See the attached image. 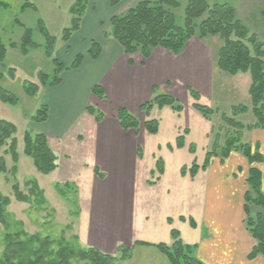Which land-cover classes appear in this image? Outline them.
<instances>
[{
  "label": "rangeland",
  "instance_id": "obj_1",
  "mask_svg": "<svg viewBox=\"0 0 264 264\" xmlns=\"http://www.w3.org/2000/svg\"><path fill=\"white\" fill-rule=\"evenodd\" d=\"M138 1L140 0H124L116 8H112L109 0H89L87 10L82 16L80 30L74 32L71 40L65 43L62 40L63 31L71 28L70 9L76 0H0V44L7 49L4 63L0 62V86L13 92L20 99L19 104L15 107L0 102V119L9 121L17 127L15 137L19 156L17 173L12 174L14 163L12 156L7 154L9 144L0 149V157L5 158L9 171L0 176V195L10 199V205L6 209L10 232L23 229L29 234L49 236L55 241L64 238L83 249L96 248L104 254L118 258L122 257V253L119 252L121 247L131 249L130 257L124 261L120 260L118 264H170L168 259L163 254H159L155 247L137 245V243L172 246L174 241L171 231L173 229L169 233L170 238H165V229L162 228L161 218L166 212H169L172 217L175 214L185 215L184 212L187 209L190 211L193 206L185 202L172 203L170 206L164 205L159 211L155 210L158 211L155 216L159 219L154 222V227L145 229L147 225L145 221L148 218L144 219V222L142 221L145 213L141 212L140 201L146 202L151 198L152 192H145L144 188L147 185L157 184L160 180L159 177L164 174H160L157 170V162L162 160L163 172H165V163L161 158L165 155L162 153L157 160L153 157L154 153L150 147V144H153L152 138H144L141 141L140 145L143 144L141 150L139 146L137 149H132L133 146L129 139L117 137L123 134L137 136L140 133H147L144 124L149 120L157 119V121L162 120L163 126L166 127L163 130L162 141H167V138L170 137V126L173 119H182L183 123L191 121V116L187 111H196L193 107L195 101L192 92L197 93L200 96L199 102L213 108L217 113L210 120L205 119L199 113L210 129L206 140L208 147L203 150L200 145L199 147L189 146V152L194 155V161L187 167H182L181 174L183 168H186V174L182 175L191 176L189 172L194 163L197 165L203 163L198 166L199 168L204 165L207 153L212 150L215 135L220 133L219 145L222 148L228 136L233 134L234 130L222 123V115L234 117L233 108L244 105L249 108V111L236 115L235 120L246 127H254L257 124V119L251 110L249 90L252 80L250 74L231 76L219 69L217 65L218 53L224 44L219 36L204 38L195 36L179 55L158 48L148 59L146 67L144 65L147 60L140 54L130 56L123 51L125 56L129 57V66L120 74L119 79L107 88L104 98L101 99L93 95V87L89 97L83 91L77 92L76 98L85 101V108L81 111L83 116L79 115L81 120L67 125V128L59 133L57 131L53 136L46 131L50 128L57 129L48 124V121L51 116L52 119H56L60 114L57 116L54 112L51 115V110L48 107L50 114L46 123L38 125L32 121L36 112L46 105L44 104L46 93H40L44 87H41L35 98H30L24 93L23 86L25 82L39 83L41 74L53 76L54 63L47 57L43 47L33 50L27 56H24L19 49L11 48V44L19 45L21 43L26 29L32 31L33 39L38 45L44 46L45 38L39 29V22L42 21L50 35L57 40L54 57L67 66L78 54L87 56V51L93 42L99 43L103 51L104 45H107L109 38H112L108 36L111 31L112 16L123 14ZM179 2L181 7L175 9L174 12L181 20L184 17V9L188 0H179ZM209 2L211 4L222 2L231 5L235 9L238 19L264 45V0H209ZM27 3L31 6H26ZM139 60L141 66L139 63H135V61L140 62ZM135 64L138 67L132 68ZM76 70L73 72L64 71L62 75H65V78L68 77L69 80L64 79L63 85L50 92L52 94L49 96L58 95L59 93L56 94V92L67 89L70 81L71 83L76 81L77 76L73 77V75H77ZM80 78L83 84H90L92 81L87 72ZM52 87L55 86H50V88ZM162 94H168L177 99L182 105L183 111L178 113L170 107L163 109L155 107L147 116L140 110L142 105ZM78 102L80 101L76 102V106ZM88 107L96 110L95 115L87 112ZM120 108H125L139 120L138 131L134 129L124 131L121 128L117 119ZM98 113H102L104 117L100 123L96 121ZM85 117H89L90 122L81 124L85 121ZM179 121L177 123H181V120ZM43 129L47 130L42 131ZM256 130L264 129L255 127L245 129L242 142L250 144L252 133ZM186 131L189 132L185 130L184 133L180 132L179 136L182 135L185 138ZM27 132L32 135L44 134L50 148L57 155L59 167L49 175L39 173L32 159L25 155L24 139ZM94 136L96 141L92 140ZM111 136L116 138L111 139ZM150 140L151 142H149ZM118 145H122L127 150L119 151ZM91 147L94 149L93 154H99L98 157L89 155ZM191 148H194V152H191ZM257 149L260 150L259 147ZM97 150L99 152H95ZM109 151L116 154L112 157L114 161H117L116 165L118 166L115 168L112 164L111 172H106L107 165L105 163L110 165L112 162L109 158ZM164 158L168 162L172 181L175 162L171 156ZM92 161H100L102 169L92 165ZM152 162H156V167L150 176L147 169L155 165ZM32 180L37 181L40 189L44 191L46 203L42 207L38 206L36 202H18L15 197L13 186L18 184L20 190L28 195L31 188L28 182ZM189 199L191 200V197ZM252 208L258 209V214H264L261 208L256 206H252ZM192 216L189 219L180 218L182 221L179 218L167 221L175 230H179V233L182 232V237L187 242L191 240L190 233L194 237L193 229L196 228V223L199 224L198 229L200 226V230L202 229L201 218L196 216V213ZM251 216H256L252 210ZM184 220L188 223H184ZM188 230L191 232L188 233ZM246 231L248 232L247 229ZM7 233L5 227L0 224V258L4 253ZM248 234L251 236L249 232ZM182 237L180 234L181 240ZM185 240H182L183 243ZM197 240L198 242L196 241L197 244H195L200 246L201 241L198 238ZM188 245L194 244L189 243ZM140 246L152 247L153 250ZM146 251L150 252L145 254Z\"/></svg>",
  "mask_w": 264,
  "mask_h": 264
},
{
  "label": "trees",
  "instance_id": "obj_2",
  "mask_svg": "<svg viewBox=\"0 0 264 264\" xmlns=\"http://www.w3.org/2000/svg\"><path fill=\"white\" fill-rule=\"evenodd\" d=\"M124 0H109L112 8H116ZM89 0H76L70 9L72 15L71 28L63 31L62 40L68 43L72 34L78 32L81 28L82 16L87 10ZM26 6H31L27 3ZM181 3L179 0H140L126 12L120 15L112 16L110 20V33L112 37L123 49L125 54H140L145 60L151 58L153 52L158 49H164L174 53L181 54L187 43L195 36L204 38L207 36H219L224 44L218 53L217 65L219 69L231 76L238 74H250L251 87L249 90L251 97V110L257 119L255 128L264 129V45L255 34L237 17L235 9L222 2L211 4L209 0H188L184 17L180 18L174 10L179 9ZM40 32L45 38V45H38L30 29H26L22 41L19 45L11 44V48L19 49L27 56L33 50L44 48L45 54L50 58L55 66L54 74L39 76V83L25 82L23 89L26 96L35 98L41 87L56 86L61 83V74L64 71H73L78 69L82 62L88 57L98 59L102 54V47L99 43L93 42L87 51V56L78 54L75 59L65 65L54 57L57 40L52 37L43 22H39ZM7 49L0 44V62L3 64L6 58ZM132 64V61H131ZM93 95L104 98L105 90L96 85L92 88ZM194 98V109L205 119L210 118L217 113L213 108L202 105L200 96L192 92ZM0 102L2 104L17 106L20 102L19 97L13 92L0 86ZM163 109L170 107L175 112H182L183 107L177 99L168 94L156 96L153 100L145 103L140 110L149 116L153 108ZM249 108L239 105L233 108L234 117L222 115V123L233 129V134L228 136L222 148L220 147V133L214 137L212 150L207 153L206 160L201 169L205 170L212 158H219L222 162L227 160L233 153H241L250 165L247 179L248 190L245 194V213L244 224L246 229L256 241V246L249 254V260L253 261L259 257L264 259V214L259 213L255 217L251 216V207L256 206L264 211V172L258 167L264 164V155L252 144L242 142L243 131L252 129V126H244L241 122L235 120V116L245 114ZM87 112L95 115L96 110L92 107L87 108ZM50 110L48 106L43 105L33 116L32 121L38 125L46 123L49 119ZM103 114L96 115V121L100 123ZM117 119L124 131L139 130V120L131 115L125 108H120L117 113ZM145 130L150 135H156L159 132V121L149 120L144 124ZM229 130V129H228ZM17 127L13 123L0 119V149L8 146L7 154L12 156L14 167L12 174L17 173V164L19 156L17 154V139L15 137ZM188 132L186 131L185 134ZM25 155L32 159L36 170L49 175L58 167V157L49 146L47 137L38 133L32 135L25 134ZM185 138L179 136L176 141L178 149L184 148ZM171 148V147H170ZM194 152V148L190 149ZM220 151V153H219ZM140 152V149H139ZM200 168L196 163L190 168L191 176H195ZM157 170L163 174V162H157ZM8 167L4 157H0V176L8 173ZM182 174H186V168H183ZM31 186L29 194L25 195L18 184L13 186V191L18 202L32 203L40 207L45 205L44 191L40 189L37 181L28 182ZM10 205V199L0 195V224L5 227L8 233L5 236V249L0 264H118L120 260H126L130 257L131 249L121 247L119 252L122 257L118 258L109 254H104L96 248L83 249L79 245L65 240H52L49 236L40 234H29L23 229L17 232L9 231L6 209ZM173 238L172 246L165 244L152 245L137 243L155 247L163 254L170 264H204L198 258V245H188L183 243L180 233L173 229L171 231Z\"/></svg>",
  "mask_w": 264,
  "mask_h": 264
},
{
  "label": "crops",
  "instance_id": "obj_3",
  "mask_svg": "<svg viewBox=\"0 0 264 264\" xmlns=\"http://www.w3.org/2000/svg\"><path fill=\"white\" fill-rule=\"evenodd\" d=\"M148 62L147 60L144 67L148 66ZM135 63H139L140 65L141 61H135ZM128 66L129 57L125 56L123 49L113 38H109L107 45L103 47L101 56L97 60L90 58L86 59L82 66L75 71L77 75H73V77L77 76V80L72 83L70 81L67 89L56 92V94L59 93L58 95L49 96V94H52L50 92L63 85L64 79H68V77L65 78V75L62 74V82L60 85L52 88H42L40 93H46V101L43 97L44 104L50 108L51 115L54 112L57 116L60 114L56 119H52L51 116L48 121V124L57 130L50 128V130L43 129L42 131L47 130V133L50 132L55 136L57 131L58 133L61 132V130L67 128V125L75 123L78 120L80 121V117L83 116L81 111L85 108V101L76 98L77 92L83 91L87 94V97H89L91 88L95 85H100L107 93V88L119 79L120 74L123 73ZM136 67H138L136 64L132 66V68ZM84 69H87V71H84ZM80 70L83 71L80 72ZM85 72H87V75L92 79L90 84H83L80 78ZM150 85L153 86L152 84ZM77 101L80 102H78L76 106ZM86 104H88V102H86ZM187 112L191 116V121L183 123L182 119H173V123L170 126V137L169 139L167 138V141H162L164 136L163 130L166 128L163 126L162 120L159 121V132L156 135L140 133L137 136L135 134H133V136L123 134L117 137L120 139H122V137L123 139H129L133 146L132 149H137V146H139L141 150L143 148V144L140 145L141 141L144 138H152L153 144H150V147L151 151L154 153L153 157L157 160V158L164 153L165 156H171L175 162L174 176L171 181L168 162L166 158H164L165 156H161L165 163L164 174L159 177L160 180L157 184L153 186L147 185L144 188L145 192H152L151 198L148 201H140L142 205L141 212L145 213L143 214L142 221L144 222V219L148 218V220L145 221V223H147L145 229L154 227V222H156V219H159L155 214L158 213L161 207L164 205L170 206L172 203L185 202L193 206L190 211L187 209L186 212H184L185 215L175 214V216L172 217L169 212H166L161 218L163 224L162 228L165 229V238H170L169 233L171 229H174L173 226L167 223L168 219H189L196 213V216L200 217L202 220V229L200 230L201 226L198 229L199 224L196 223V228L193 229V233L195 232L193 235L194 237L191 236V231H187L190 233V242H187L182 237V232L180 234L183 238L182 240H185L184 242L187 244L192 243L196 245V241L198 242L197 238L201 241L198 250V258L201 261L208 264H264V259L262 257L253 261L248 258L252 249L256 246V241L249 236L244 225L246 219L245 194L248 190L247 179L250 170L247 159L239 153H233L224 162L219 158H213L208 169L203 170L200 168L194 178L181 174L182 167H187L194 161V155L189 152V146L196 145L199 147L200 145L203 150L206 149L208 147L206 140L210 130L205 120L199 116L197 111L192 110V112ZM179 120H181V123H177V121L180 122ZM87 121H89V117H85V121L81 124H85ZM185 130L189 131L188 134L185 135V147L178 149L176 147V139L181 134L180 132L184 133ZM110 138L116 137L111 136ZM92 140L96 141V137L94 136ZM151 140L149 142H151ZM250 144H252L253 147L258 146L260 149L259 151L264 155V130L254 131ZM117 147L119 151H124V149L125 151L127 150L123 148L122 145H118ZM93 151L94 149L91 147L89 155L98 157L99 154H93ZM95 152H99V150ZM109 152V158L112 162L110 165H108L107 162L105 163V165H107L106 172H111L112 164L115 168L118 166L116 165L117 161H114L112 157L116 156V154H113L112 151ZM99 162L92 161L91 164L100 167ZM153 164L155 165L147 169L149 175L152 171H155L156 162ZM202 164H198V166ZM258 167L264 172V164ZM190 197L191 200L189 199ZM156 209L158 211H155ZM251 210L253 214H258V209L252 208ZM149 217L151 218L150 220ZM184 223L188 222L184 220ZM189 226L191 225L189 224ZM140 247L153 250L151 249L152 247ZM147 252L150 251L144 253L147 254ZM158 253L161 254L159 251Z\"/></svg>",
  "mask_w": 264,
  "mask_h": 264
}]
</instances>
